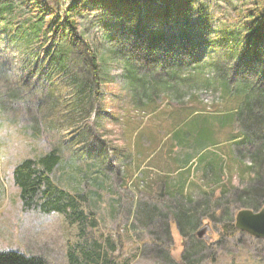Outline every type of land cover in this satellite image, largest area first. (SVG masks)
Instances as JSON below:
<instances>
[{
  "label": "rangeland",
  "instance_id": "374dc122",
  "mask_svg": "<svg viewBox=\"0 0 264 264\" xmlns=\"http://www.w3.org/2000/svg\"><path fill=\"white\" fill-rule=\"evenodd\" d=\"M103 1L69 0L65 4L68 7L75 4L84 11L81 16L78 11L71 15L78 20L70 38L85 34L79 52L73 51L71 60L76 56L86 62H72L66 74L56 73L60 72L57 64L51 62L61 42L51 41L44 46L36 42L29 49L18 50L9 46L7 35L0 31V251L42 256L51 264H69L70 248L83 241L79 227L69 225L64 215L26 209L14 178L15 167L22 161L38 158L59 146L63 161L53 174L54 179L87 203L94 214L90 219H95L99 226L95 246L100 245L104 256L109 251L107 258L113 264H264V239L238 231L235 236L219 241L217 228L214 229L235 223L240 210L259 214L264 208V179L257 177L262 171L259 161L264 162L261 147L264 134L257 125L264 119V99L258 95L257 86L264 84L258 74L264 54L258 61H246L245 54L235 60L243 66L235 68L234 76L245 82L250 76L253 84L249 85L256 87L251 102V134L246 136L242 123L249 116L242 101L232 107L228 99L236 95V86L229 97L224 96L218 85L208 82L215 73L203 68V75L194 77L198 73L196 66L178 72L177 80L181 81L191 74L186 85L166 80L168 69L160 70L150 62L154 52L147 46V38L152 25L142 22L138 39L136 35H128L121 42H109L104 39L105 28L100 25L107 16L102 8L108 2ZM153 2L155 11L164 6L163 0ZM39 3L40 15L48 16L51 5L47 0ZM146 4L147 0H139L134 5L146 14L149 10ZM183 10L189 14L188 26L185 18L178 17L170 26L159 27L166 31L163 58H168L169 52L173 58L182 53L183 44L172 38L181 31L190 35L185 39L187 44L221 41L216 12L199 14L191 13L190 8ZM0 14L3 20L0 30L8 34L23 18L21 13H14L17 18ZM59 15L62 32L68 15L63 10ZM229 18L236 19L233 13ZM219 48L198 45L193 49L198 54L207 51L214 56ZM87 49L104 53L108 78L103 84H95L92 95L85 98L78 92L76 77L90 72L89 79H94ZM122 51L136 55L138 72L132 74L133 78ZM208 59L206 66L210 63ZM47 70L52 73L49 77L45 74ZM148 79L164 80L169 85L167 88L159 85L156 90ZM238 82L231 79V84ZM239 110H243L242 120L235 116L230 124L226 117ZM195 119L212 120L195 128L212 130L214 135L202 156L189 159L187 156L195 151L192 141L196 133H185L184 141L173 138L190 131ZM181 123L188 125L177 133ZM204 129L199 131V137L206 141ZM201 158L206 168L201 166ZM216 163L221 164L222 170ZM178 169L180 174L175 175ZM182 180L186 182L184 192H177V198L166 192L168 181L173 186ZM163 185L165 193L160 191ZM187 205H198L199 224L194 232L189 229L182 232L175 216ZM226 208L228 215H224ZM81 209H85L83 204ZM214 213L215 220L204 219H212ZM204 226L209 227L204 238L210 243L197 239L198 230Z\"/></svg>",
  "mask_w": 264,
  "mask_h": 264
},
{
  "label": "trees",
  "instance_id": "16d2710c",
  "mask_svg": "<svg viewBox=\"0 0 264 264\" xmlns=\"http://www.w3.org/2000/svg\"><path fill=\"white\" fill-rule=\"evenodd\" d=\"M80 1V0H75ZM83 1V0H81ZM87 0H85L86 2ZM102 0H98L101 2ZM107 1L108 5L103 7V11L107 15L103 17L101 21V26L105 28L106 33L104 39L109 42H117L124 40L128 35H136L137 39L140 37L141 33L139 27L142 25V22H145L148 25H152V30L149 32L147 38V46L153 50L154 55L150 59L152 65L157 66L160 70H167L165 73L166 80H169L172 83H183L186 85L187 81L191 77V74L185 77V79L177 80V77H180L178 72L187 71V68L196 66L198 69L197 74L193 76L203 75V68H208L209 71H213L215 74L208 80L210 83H214L220 87L224 96L229 97L232 87L236 86L237 93L234 96L229 97V102L231 106L237 105L239 100L242 101V106L249 116L246 119L242 126L246 136L251 134L249 130L252 124V118L250 117L252 111V100L254 98L256 87L252 83V77H247V82L240 80L234 76L235 68L241 69L243 65H240L238 61L235 62L237 57L241 54H245L244 58L246 61L249 59H254L255 61L260 60L264 54V0H163L164 6L159 8L158 11L154 10L152 6L154 0H147L146 6L149 8L146 14L140 12V8L135 6L139 4V0H104ZM50 8H48L49 15H40L39 11V0H0V13L4 12L13 18H17L14 13L23 14V18L19 23V26L11 32V34L6 33L5 30H0L2 34H6L7 42L9 46L17 47L18 50L29 49L31 45L36 42H41V45L44 46L47 43L53 41V43L61 42L59 48L57 49L56 54L52 57V63H56L57 67L61 74H66L70 68V64L74 63H83L86 64L82 57H76L75 60H71L74 57L72 54L73 51L79 52V47L83 43L82 37L85 34H80L79 37H71L72 30L75 29V17L73 15L74 11H78V14L81 16L84 11L78 10L77 5L66 6L65 4L69 0H54L48 1ZM149 2H153L151 5H148ZM135 4V5H134ZM94 6V5H93ZM190 8V12H198L199 14L207 13L209 11L216 12L218 15L217 27L216 29L221 30V41L216 43L213 40H205L199 42V44L185 43V39L190 37L186 31H181L179 35H176L172 38L177 42L183 44L182 53L177 58L171 57L169 52L168 58L162 57L163 42L165 37V32L159 27L166 25H171L174 20L185 18L183 21L188 26L189 18L183 9ZM68 15L66 18L67 25L64 27L62 32L61 28V19L59 11H62ZM118 10V11H117ZM224 12V13H223ZM219 13V14H218ZM236 17V19H230V14ZM141 14H144L143 16ZM112 17L111 19L109 17ZM62 18V17H61ZM2 15L0 14V24H2ZM17 26V25H16ZM79 29L82 30V27L79 26ZM60 35V38L58 37ZM137 39L135 41H137ZM139 42V41H138ZM200 45L201 48L205 47L209 49L211 46H220L217 51V55L212 56L207 51H202L201 54H198L193 48ZM90 45L87 44V48ZM162 48V49H159ZM170 49V48H169ZM90 56L91 63V73H93L94 79L90 80V72L82 75V77H76V82L78 83V92L80 96L90 97L92 95V87L95 84H103L105 78H108V73L106 72L105 67V58L104 53H100L98 49L90 50L87 49ZM172 52H175V49H172ZM206 55V56H205ZM209 65H205L209 62ZM123 60L128 63V71L130 73V78L132 74H137L136 69V55L133 52L122 51ZM231 61V62H227ZM129 66L131 68H129ZM190 66V67H189ZM261 72L258 73L260 80L264 79V64L260 66ZM136 70V71H135ZM105 73V76L101 73ZM46 76H51L52 73L45 72ZM87 78H86V77ZM231 79L239 81L237 84H231ZM149 80V79H148ZM254 80V79H253ZM235 82V81H234ZM147 84L146 82H144ZM154 83L156 90H158L159 85H162L161 88H167L169 83L165 85L164 80H149V84ZM214 85L215 88L217 86ZM243 86V87H242ZM259 87V96L264 99V84ZM154 88V87H152ZM157 96V95H156ZM153 96V99L156 97ZM233 111V110H232ZM233 115L226 117L230 124L235 119V116L241 119L243 110L237 112H231ZM196 120V119H195ZM193 121V120H192ZM190 121L188 124L191 125ZM209 122H212L210 119H198L194 121L191 125V130L182 133L180 136L177 135L173 138L178 139V141L185 140V133L195 132L194 142L192 145L195 147V151L192 154L188 155L187 158H196L197 156H202L203 152L207 151L210 143L208 141L213 140L214 132L209 129L195 128L201 124L208 125ZM248 123V125H247ZM188 124L181 123L180 127H177L176 132ZM258 130L261 134H264V119L257 122ZM204 129L206 131L205 140L199 137V131ZM254 130V128H253ZM241 135L244 136V133ZM188 136V135H187ZM189 137V136H188ZM174 148V144L172 145ZM219 147V146H218ZM264 147V143L261 145ZM94 154V153H93ZM92 154V155H93ZM196 156V157H195ZM59 146H56L54 150L50 153L39 156L35 159H26L22 161L15 167L14 178L17 183V186L21 190V199L23 205L26 209H37L43 212L44 214H61L65 216L66 221L71 226H78L80 233L83 236V241L76 244V246L71 247L68 252V262L69 264H113L111 259H108L107 256H110V252L107 251L105 256V251L101 250L100 245L97 248L94 241L97 239L96 228L98 229V223L95 219H90L89 216H94L90 212L89 206L87 203L82 200L81 195H75L71 191H67L59 179H54V173L57 168L62 164L63 158ZM200 161L201 166L204 164V158ZM259 159V157L257 158ZM261 173L257 175L258 179H264V162L263 160L259 161ZM175 164V163H174ZM262 164V166H261ZM219 166V170H222L220 163H216ZM194 166V165H193ZM201 168V167H200ZM188 171H191V168H187ZM247 169L245 168V171ZM206 171V170H205ZM175 175L180 174V169L175 171ZM170 175H167V178ZM165 178V179H167ZM166 192L172 194L173 197L177 198L176 193L184 192V185L186 184L185 180L179 181L177 185H169L167 182ZM175 188V189H173ZM164 185L161 186L160 191L165 193ZM172 189V190H171ZM225 194V189L224 192ZM162 196V195H160ZM191 202V200H190ZM204 203H207L204 201ZM81 204L85 207L84 210L81 209ZM197 206H182L176 213V218L180 224V229L185 231L189 229L194 232L199 223L196 219L198 216ZM225 206V205H224ZM223 207V206H222ZM241 211V210H240ZM228 215V209L224 210V215ZM208 220H215L216 214L214 213L212 219L204 218ZM203 219V221H204ZM231 221V220H228ZM210 223L209 221H207ZM217 228V233L220 240L223 241L226 237L235 236L238 231L236 230L235 223L232 221L225 224L224 226H215ZM199 231V230H198ZM197 236V235H196ZM102 237V236H101ZM98 237V238H101ZM199 241L201 240L197 237ZM205 242V241H204ZM89 248L92 251H89ZM95 251L98 254L94 253ZM0 264H51L47 261L45 257L26 255L21 252L16 251H0Z\"/></svg>",
  "mask_w": 264,
  "mask_h": 264
},
{
  "label": "water",
  "instance_id": "95a60500",
  "mask_svg": "<svg viewBox=\"0 0 264 264\" xmlns=\"http://www.w3.org/2000/svg\"><path fill=\"white\" fill-rule=\"evenodd\" d=\"M235 227L241 233L264 239V208L259 214H254L251 211L238 212L235 217ZM208 231L209 227L204 226L197 232V237L204 239Z\"/></svg>",
  "mask_w": 264,
  "mask_h": 264
},
{
  "label": "crops",
  "instance_id": "0c3cea01",
  "mask_svg": "<svg viewBox=\"0 0 264 264\" xmlns=\"http://www.w3.org/2000/svg\"><path fill=\"white\" fill-rule=\"evenodd\" d=\"M202 167H203V168H206V164H205V162H204V164L202 165Z\"/></svg>",
  "mask_w": 264,
  "mask_h": 264
}]
</instances>
